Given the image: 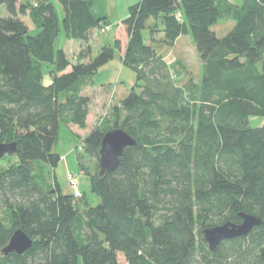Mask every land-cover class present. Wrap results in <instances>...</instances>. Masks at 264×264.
<instances>
[{
	"label": "trees",
	"instance_id": "trees-1",
	"mask_svg": "<svg viewBox=\"0 0 264 264\" xmlns=\"http://www.w3.org/2000/svg\"><path fill=\"white\" fill-rule=\"evenodd\" d=\"M41 2L0 0L8 13L0 15V143L16 144L0 159V264H264V125L252 124L264 119V0L241 10L226 0H140L114 46L77 63L57 47L55 5ZM57 2L78 41L108 24L96 0ZM31 8L34 31L23 19ZM226 17L235 26L220 38L212 27ZM147 30L164 33L169 47L191 35L202 82L176 86ZM116 51L144 84L124 96L114 125L83 140L98 161L92 190L100 203L91 206L64 196L57 182L46 186L38 171L62 160L53 151L61 124L87 129L92 99L83 92ZM118 128L137 146L100 177L101 143ZM79 163L85 171L82 156ZM240 213L263 222L211 250L202 231L241 224ZM18 230L32 247L4 255Z\"/></svg>",
	"mask_w": 264,
	"mask_h": 264
},
{
	"label": "rangeland",
	"instance_id": "rangeland-1",
	"mask_svg": "<svg viewBox=\"0 0 264 264\" xmlns=\"http://www.w3.org/2000/svg\"><path fill=\"white\" fill-rule=\"evenodd\" d=\"M30 0H22L29 2ZM42 4L53 3L60 15L62 34L58 39L57 47H63L67 51L69 59L73 63L79 61L78 57L82 53L88 55V50H91L92 55H96L102 46L110 44L114 46L120 32L122 31V21L128 17L129 11L126 6L132 4L134 0H96L97 6L107 13L108 24L105 28L111 27V30L101 32L94 31L86 42H82L81 51L79 50L80 41L74 38V32L68 31L62 21L63 10L57 0H39ZM235 8L241 10L245 7L247 0H226ZM132 2V3H131ZM128 3V4H126ZM126 4V5H125ZM33 8L27 11V15L23 17L24 21L29 25L30 30L34 31V25L30 15ZM0 15L7 17L8 13L5 6L0 7ZM235 26L232 17L222 18L212 27V30L217 32L220 38L225 37ZM102 29V28H101ZM145 42L148 45H153L155 49L166 58L171 71L174 75L176 86L183 87L190 80L200 84L204 77L203 63L196 50L194 39L191 35L180 37L175 45L169 47L164 43L162 32H156L153 35L149 30L144 31ZM86 59V60H88ZM50 75L45 77V85L51 83ZM94 84L89 86L83 92V95L91 97L92 104L90 108V117L88 118L87 129H80L77 126L60 125L59 139L53 147V151L57 152L62 160L56 168L41 165L38 171L40 179L43 180L46 186L56 185L58 183L61 193L64 196H75V189L72 186V180L78 184V189L84 199L91 205L97 206L100 203L99 197L92 190V179L97 171L95 167L97 160L91 158L83 149L84 138L98 125L106 123L114 125L117 117L114 113L116 108L121 106L122 99L134 87L143 85V81H138L137 75L131 69L123 65L120 53L116 51L114 60L105 65L98 72L93 80ZM127 91V92H126ZM124 117V116H123ZM122 120V119H121ZM253 125L259 124L253 120ZM79 156H82L85 171L81 170ZM11 157V155H7ZM4 162V161H3ZM2 162V163H3ZM70 177H73L71 180ZM76 199V198H75ZM81 198H77L78 201Z\"/></svg>",
	"mask_w": 264,
	"mask_h": 264
},
{
	"label": "water",
	"instance_id": "water-1",
	"mask_svg": "<svg viewBox=\"0 0 264 264\" xmlns=\"http://www.w3.org/2000/svg\"><path fill=\"white\" fill-rule=\"evenodd\" d=\"M137 146V141L123 129H113L104 135L99 152L100 171L99 176L103 177L111 173L120 165L121 158L125 155L126 149ZM16 144L0 143V159L10 153H14ZM242 219L241 224L227 222L220 226L206 228L202 231L211 250L225 240H230L248 235L255 227L262 224V220L246 213L238 214ZM32 240L22 231L15 232L9 245L3 249L4 255L18 253L23 255L32 247Z\"/></svg>",
	"mask_w": 264,
	"mask_h": 264
},
{
	"label": "crops",
	"instance_id": "crops-1",
	"mask_svg": "<svg viewBox=\"0 0 264 264\" xmlns=\"http://www.w3.org/2000/svg\"><path fill=\"white\" fill-rule=\"evenodd\" d=\"M106 2H107V0H105ZM140 2V0H134V2L132 3V4H129V6H126L127 8H128V11H129V9H130V7L131 6H133V5H135V4H137V3H139ZM126 4H128V3H126ZM125 4V5H126ZM107 16H108V14L107 13H105ZM108 18H109V16H108ZM109 23V22H108ZM161 29V28H160ZM162 36H164V33H162ZM81 42V41H80ZM82 44V42L80 43V45H79V50L81 51V45ZM66 53H67V51H66ZM68 55V54H67ZM115 57H116V55H115ZM115 59V58H114ZM166 59V58H165ZM167 60V59H166ZM94 82V81H93ZM94 86H95V88H98L97 86H96V84H95V82H94ZM127 92V91H126ZM91 115V114H90ZM90 115H89V117H90ZM88 117V118H89ZM259 122V125H264V119H261V120H259L258 121ZM75 127V126H74Z\"/></svg>",
	"mask_w": 264,
	"mask_h": 264
},
{
	"label": "built area",
	"instance_id": "built-area-1",
	"mask_svg": "<svg viewBox=\"0 0 264 264\" xmlns=\"http://www.w3.org/2000/svg\"><path fill=\"white\" fill-rule=\"evenodd\" d=\"M34 5H35V6H38V2L36 1ZM106 29H107V31H109V30H111V27L104 28V29H103V32H106ZM70 179L72 180L73 177H70ZM71 182H72V186H73L74 189H75V196L78 197V198H80L82 195H81V193L79 192L78 184H77L74 180H72Z\"/></svg>",
	"mask_w": 264,
	"mask_h": 264
}]
</instances>
